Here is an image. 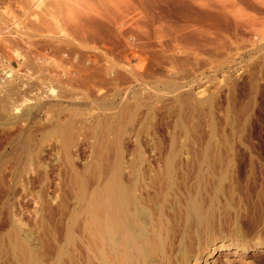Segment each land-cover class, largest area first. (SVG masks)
Returning a JSON list of instances; mask_svg holds the SVG:
<instances>
[{"label":"rangeland","instance_id":"rangeland-1","mask_svg":"<svg viewBox=\"0 0 264 264\" xmlns=\"http://www.w3.org/2000/svg\"><path fill=\"white\" fill-rule=\"evenodd\" d=\"M0 37V264H41L47 188L127 168L221 184L231 206L206 241L254 242L264 0H0ZM208 260L260 264L264 248Z\"/></svg>","mask_w":264,"mask_h":264},{"label":"bare ground","instance_id":"bare-ground-1","mask_svg":"<svg viewBox=\"0 0 264 264\" xmlns=\"http://www.w3.org/2000/svg\"><path fill=\"white\" fill-rule=\"evenodd\" d=\"M67 33L62 34L66 36ZM262 109L253 107L252 126L255 133L260 128L259 124L264 126ZM261 144L264 147V143ZM252 159L253 192H250L253 194L248 205L252 244L227 245L228 242L223 241L217 247V239L206 241L209 233L222 220L223 209L228 210L231 206L230 202L222 200V203L220 200L221 184L212 185L210 181L206 184H178L175 179L180 174L172 169L152 176V173L130 167L111 172L104 186L59 185L46 189L41 264H210L208 258L218 249L228 250L234 246L236 253L243 258L250 248L261 250L264 248V172L260 178L258 159ZM148 179L151 181L147 182ZM54 193L59 195L53 199ZM250 263L242 261L241 264ZM224 264L234 263L227 260Z\"/></svg>","mask_w":264,"mask_h":264}]
</instances>
